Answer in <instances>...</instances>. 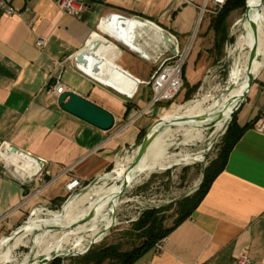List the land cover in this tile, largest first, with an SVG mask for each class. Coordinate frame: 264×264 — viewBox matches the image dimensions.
Wrapping results in <instances>:
<instances>
[{"label": "crops", "instance_id": "crops-1", "mask_svg": "<svg viewBox=\"0 0 264 264\" xmlns=\"http://www.w3.org/2000/svg\"><path fill=\"white\" fill-rule=\"evenodd\" d=\"M83 1L85 9L70 15L57 0H10L21 14L0 16V144L22 153H13L22 164L18 167L33 166L25 155L42 167L40 173L26 178L0 160V239L35 209L57 205L73 177L88 184L106 175L140 142L141 131L147 132L154 122L138 123V119L144 116L140 108L146 106L151 89L142 82L156 68V50L161 46L163 53L172 51L171 41L164 40L168 32L187 40L206 4V0ZM111 14L143 22L142 28L131 30V42L143 52L109 31L106 19ZM157 28L164 43H158ZM40 39L41 46L37 45ZM95 42L101 44L95 53L138 79L136 84L128 76L116 79L110 67H100L106 79L130 93L136 90L132 95L77 63L78 53L86 46L94 51ZM57 80L66 91L112 113L113 127L102 130L62 109L60 95L48 93L46 87ZM149 109L144 114H156ZM259 114L264 116V63L236 120L244 125ZM243 252L252 264H264V133L252 128L236 142L225 169L195 211L169 233L163 253L152 247L132 264H234Z\"/></svg>", "mask_w": 264, "mask_h": 264}, {"label": "rangeland", "instance_id": "rangeland-1", "mask_svg": "<svg viewBox=\"0 0 264 264\" xmlns=\"http://www.w3.org/2000/svg\"><path fill=\"white\" fill-rule=\"evenodd\" d=\"M210 10L213 11L214 8H211ZM211 11L205 13L198 33L193 36L192 44L188 45L187 40L182 42V39L180 38V48L185 50V74L187 80L190 85L199 83V87L191 99L185 100L184 97L187 88L184 85L178 96L171 102L170 105L168 102H161L151 106L149 109L150 113H156L153 116H150L151 114H144V112L149 108V101H147L146 106L140 108V111L144 116H141L138 119V123H142L144 121L152 123L160 117L165 116L163 119L166 125L174 117L176 111L185 108L184 104L186 107L190 105L192 100H200L199 111L207 110L214 103V101L217 102L221 100V97L228 93L227 87L230 88L231 86L228 82L231 67L236 66L239 69L240 74L244 72L245 65L244 63L242 64V61L244 60L245 50L240 49L243 45V41L250 37V35H248L251 31V25L249 24L250 20L245 22L244 20L241 21L243 13L241 10L232 12L229 17V40L225 43L222 58L216 60L215 52L210 51V49L214 46V34L208 29L210 19L216 10H214L215 12ZM196 25L197 21L195 22L194 29L196 28ZM163 50L164 49L161 46L158 47L156 50V57H159V55L163 53ZM242 67H244L243 70H241ZM233 87L235 88L236 86ZM148 95L149 97L151 96V89H149ZM167 120L169 121L166 122ZM164 126H162V128ZM199 128V137L197 135H193L195 129H193L190 133H185L184 131L175 132L171 137V140L168 141L170 145L168 146L166 152L167 156L178 155L179 157L186 153L197 154V152H200V154L204 155L203 159L189 164L179 163L170 167L157 169L148 175H144L140 181L129 186L124 194L122 195L121 193L122 196L120 195L121 202L115 210V224L113 226L111 225L112 227L110 226L111 228L105 232L102 239L93 244L91 249L107 247L110 245H118L121 251L131 249L134 245L138 244L139 241L133 234H129V232L132 229L134 221H136L145 210L150 208L166 207L172 202H177L176 199L180 200L192 194L197 189V185L202 181L205 167L217 156L222 142V137L226 132L224 129L217 131L215 124L201 126ZM138 146L139 143L129 149L128 153H124L122 157L134 154ZM4 154H6V152H4ZM132 159H134V156ZM116 165H114L113 168H115ZM112 169L109 172H111ZM111 181V179H104L94 186L95 188L100 187L98 189V193H100L102 187L113 183V181ZM94 186H91L78 196L74 195L71 197V195L67 193L59 206L47 205L44 208L40 207L36 209L32 215L28 214L21 225H25L26 221H30V223L28 227L25 228V232L19 235L26 237L16 249L11 250V252L7 255V257L9 256L10 258L15 259V261L6 262L5 259L3 262L0 261V264H23L25 259L28 257L31 261L30 264H34L37 259L40 261L44 257L48 256L41 254L39 251L42 247L46 246L45 244H49L54 241L55 238L51 232L54 231L60 221H57L55 224L46 225L41 228V230L30 234L32 231L40 228L39 219L47 218L50 211L61 210L66 202L68 205L85 193L88 194V198H90V200L96 199L98 195L94 193ZM163 215L165 217L163 222L164 226L169 227L173 225L177 216V206L173 205L163 211ZM48 227L52 228V230H49ZM74 228L76 227L70 229L72 230ZM43 231L49 234L45 235V237ZM89 234V232L80 234L85 240L84 244H86V248L84 250L82 249L83 251H78L73 248L75 239L74 237L71 238L69 244L65 245L67 250L66 252H63L66 255L62 257V264H87L81 260L80 257L84 255L82 253L85 252L89 246V243L87 242L90 240ZM36 235L43 239V242L45 239V242H47L42 243L41 246L37 245L35 242ZM100 236L101 235L99 234L98 238ZM51 237L54 239H51ZM98 238L96 240H98ZM27 240L29 241L27 242ZM14 241L15 237L7 243L12 244ZM56 252L62 253L61 251H55V253ZM52 254L55 255L53 252L50 255ZM103 264H116V262L110 259L106 260Z\"/></svg>", "mask_w": 264, "mask_h": 264}, {"label": "bare ground", "instance_id": "bare-ground-1", "mask_svg": "<svg viewBox=\"0 0 264 264\" xmlns=\"http://www.w3.org/2000/svg\"><path fill=\"white\" fill-rule=\"evenodd\" d=\"M246 4L248 5L249 10L244 19V22L250 20L249 24L250 25L254 24L256 27L257 52L251 67L248 68V64H247L248 55L255 41V37L251 28V31L248 34L250 35V37L247 40L243 41V45L240 49V50H245L244 60L242 59L243 60L242 64L244 63L245 68L242 67L241 69L243 70L244 68L245 69L244 72L240 74L239 69L236 66L231 65L233 67H231L228 82L229 85H233L236 87L235 88L232 86H230V88L227 87L228 93L223 97H221L222 98L221 100L217 102L214 101V103L207 110L199 111L200 100H192L190 105L177 112L170 121L167 120L166 122L168 121L169 122L163 128L160 129L159 134L151 143L150 147L148 148L147 152L143 156L140 163L132 171H130L127 174V176H125V170L133 161L131 155H126L120 158L117 161L116 172L107 175L105 179L108 180L111 179L113 181L111 185L102 187L100 193H98V189L100 187L98 188H95V186L93 187L94 193L98 195L96 199L90 200V198H88V194L85 193L84 195L78 197L77 199H75L74 202L68 205L66 202L62 210L50 211L48 213L49 216L47 218H40L39 219L40 228L32 231L30 234L41 230V228L45 227L46 225L55 224L57 221H60V223L56 226L59 227V229L55 228L54 231L51 232L53 233V236L55 238L54 239L53 237H51V239L53 238L54 241L50 242L49 244H45L46 246L42 247L39 251L41 252V254L48 255L49 257L50 254L55 251H61L62 253L66 252L67 247H65V245L69 244L72 237H74L75 239L73 243V248L78 251H81L82 249L84 250L86 248V245L83 248H81L85 241L83 236L80 235L81 233H85V232L90 233L89 234L90 240L87 241L88 243H90L96 240V238L103 229L109 228L111 225H113L114 219L112 217V213L115 212L117 206L121 202L120 195L122 193V182L124 178H127L129 182V186H131L132 184L140 181V179L144 175H148L157 169H161L163 167H170L174 164H179V163L189 164L195 161H201L203 159L204 155L200 154V152L199 153L197 152V154L186 153V154H182L180 157L178 155L167 156L166 150L170 145L168 141L171 140V137L174 135L175 132L184 131L185 133H190L192 132L193 129H195L193 135H197L199 137V131H200L199 127L209 126L211 124H215L217 131L221 129L225 130L228 122L231 120V113L233 111L237 99L247 90V80L249 74H251L254 77L261 68L262 64L264 63V0H247ZM143 26H144L143 22L139 23L132 20L129 30L127 31L126 29L120 30L119 27L116 25V23H114V21H109L107 23V27L109 28L112 34L119 36L122 40L124 38V40L128 44L132 45V47L139 50H141L140 46L134 45L133 44L134 42L133 43L131 42V30L135 27L142 28ZM159 31H160L159 28H157V40L158 43L161 44L164 42L161 40L162 37ZM86 49L88 51H91L88 49V46H86ZM141 52L143 51L141 50ZM96 55L104 59L97 53ZM103 65L110 67L111 72L117 74L116 79L122 80L126 76L120 70H118L116 66H114L111 62L107 61L106 59H104V63L98 66V70L96 73L93 72V65H90L88 67H84L83 65L81 66L84 70L88 71L92 75H96L97 77L102 79L106 84L115 87L116 89L120 90L125 94L132 95L136 91L135 90L133 93H130L128 91H125L124 89H122L114 82L110 81L109 79H106L103 76V70L100 73L101 71L100 67ZM135 152H137V150H135ZM6 154H4V151H2L3 156H6ZM16 160L17 158H14L13 162L16 165L21 166L22 164H19V162ZM91 211L93 212V216L90 220L76 226V228L72 230L70 229L71 226L77 224L81 219L86 217L88 213H90ZM48 229L52 230V228L50 227H48ZM43 234L45 236L48 235L49 233L43 231ZM25 237L26 236L23 235L15 237V241L12 244L9 243L0 244V261L3 262L6 259V262L8 261L14 262L15 259L10 258L9 256L7 257V255L11 252V250L16 249ZM102 237L103 235H101L98 238V240H96L95 242L101 240ZM28 241L29 240H27V242ZM35 242L37 243V245L40 246L42 243H44L43 239H41L38 235L35 236ZM30 263L31 261L29 260V257L26 258L25 261L23 262V264H30ZM39 263L40 261H38L37 259V261L34 264H39Z\"/></svg>", "mask_w": 264, "mask_h": 264}, {"label": "trees", "instance_id": "trees-1", "mask_svg": "<svg viewBox=\"0 0 264 264\" xmlns=\"http://www.w3.org/2000/svg\"><path fill=\"white\" fill-rule=\"evenodd\" d=\"M247 1V0H246ZM245 9V0H226L224 5L216 10L210 19L208 29L214 34V46L210 51L215 52L216 60L222 58L224 53V46L229 40V17L232 12L236 10ZM186 65L183 68L184 85L187 88L185 93V100L191 99L199 83L190 85L185 74ZM150 97L147 98V101ZM171 104V101L168 102ZM128 109L129 105L127 104ZM184 107L186 105L184 104ZM238 110V109H237ZM237 112V111H236ZM252 122L244 125H239L236 120V113L233 116L226 132L222 137V142L218 150L217 156L205 167L204 177L199 187L190 195L172 202L166 207L150 208L145 210L140 217L134 221L132 229L129 234H133L138 239V244L134 245L131 249L121 251L118 245H110L107 247H98L90 249L87 253L80 257L87 264H103L106 260L115 261L116 264H132L138 260L145 252L150 250L157 241L163 237H167L169 233L174 230L179 224L191 216L197 206L203 200L204 196L208 193L212 182L215 178L225 169L228 157L236 145V142L242 136L243 132L250 128ZM145 131H141L140 139L145 135ZM62 200L57 203L59 206ZM177 206V216L173 225L169 227L164 226L163 211L171 206ZM98 238V237H97ZM96 238V239H97ZM86 244L83 243V248ZM80 248V249H81ZM63 258L56 257L48 264H62Z\"/></svg>", "mask_w": 264, "mask_h": 264}, {"label": "built area", "instance_id": "built-area-1", "mask_svg": "<svg viewBox=\"0 0 264 264\" xmlns=\"http://www.w3.org/2000/svg\"><path fill=\"white\" fill-rule=\"evenodd\" d=\"M225 1L226 0H206V4L199 11L196 28L187 39L188 45L193 43V36L198 33L205 13L211 11L209 8H207V5L211 3L214 10H218L224 5ZM57 4L65 13L70 15H75L84 10L86 7V4L83 0H57ZM214 10L211 12H215ZM20 14L21 13L12 5L10 0H0V16ZM115 16L123 15L111 14L110 21H114L115 23V19H113ZM129 18L131 20H136L131 17ZM167 36L169 37V41H171L172 43V51L170 52L167 49L164 53H161L159 57L155 58V70L153 71L149 80L142 82L150 86L151 88V96L148 107H151L161 102H172L178 96L184 86L183 68L185 65V50L180 48V40L176 35L172 34L171 32H168ZM43 42L44 41L40 39L37 42V45L41 46L43 45ZM46 87L48 93L50 94L61 95L66 91V87L60 80H57L54 85L48 83ZM250 128L254 129L257 132L264 133V116L259 114L257 118L252 121ZM2 151H5L7 153L6 156L2 155ZM128 152L129 150L126 151V153ZM25 156L31 159V162L33 164V166H31L29 170L22 169L13 162L12 147L7 145V143L0 144V160L6 164L12 165L15 169L20 170L26 178H32L34 175L40 173L42 167L37 160L27 155ZM107 175L108 174H106V176ZM86 186L87 184L84 181H82L78 177H73L67 183L66 189L68 193L72 196L84 189ZM166 242L167 237H163L155 243L153 248L157 254L161 255L163 253ZM234 264H252V262L248 257L247 253L243 252L236 256Z\"/></svg>", "mask_w": 264, "mask_h": 264}, {"label": "water", "instance_id": "water-1", "mask_svg": "<svg viewBox=\"0 0 264 264\" xmlns=\"http://www.w3.org/2000/svg\"><path fill=\"white\" fill-rule=\"evenodd\" d=\"M248 10H249V8H248V5L246 4V0H245V9H244V11L242 13L241 21H243L245 19L246 15L248 13ZM110 17H111V15L106 19L107 23L110 21ZM113 19H115V23L119 27L120 30L121 29H126L127 31L129 30V27H130V24H131V21H132L129 17H126V16H115ZM134 21L139 22V23L141 22V21H137V20H134ZM251 28H252V31H253V34H254V37H255V41H254L253 46L251 47L249 55H248V62H247L248 68L251 67L252 62L255 59L256 52H257V30H256V27H255L254 24H251ZM123 40H124V38H123ZM164 40H165L166 43H168L169 42V37L168 36H164ZM100 45L101 44L99 42H95L94 43V49H93L94 51H88L86 48L83 49L82 51H80V53H78V55L76 56L77 63L80 64V65H83L84 67H88L90 65H93V72L96 73L97 70H98V66L100 64L104 63V59L100 58L95 53L97 51V49L100 47ZM139 51H141V50H139ZM116 68L118 70H120L124 75L128 76L129 78H131L132 80H134L136 82H139L138 79L134 78L128 72L120 69L119 67H116ZM254 77L251 74H249L248 80H247V90L237 99V101H236V103L234 105L233 111L231 113V120L233 119V116L236 113L237 109L240 107L242 102L245 100L246 95H247V93H248V91H249V89H250V87H251V85L253 83ZM231 86L233 87V85H231ZM58 104L62 107V109H64L68 113H70V114H72V115H74V116H76V117H78V118H80V119H82V120L94 125L95 127L100 128L102 130H109L114 125L115 119H114V116L112 115V113H110L106 109L100 107L99 105L93 103L92 101L88 100L87 98L78 95L77 93H75L73 91H65L64 93H62L58 97ZM231 120L228 122L225 131L227 130ZM164 125H165V123H164L163 117H160L159 119L155 120L152 123V125L149 127V129L147 130L145 135L140 139L136 155L134 156V159H133L132 163L125 170V176H127V174L130 171H132L140 163V161L142 160L143 156L145 155V153L147 152L148 148L150 147L151 143L154 141L156 136L159 134L160 129ZM12 152L13 153L22 154L15 147H12ZM115 172H116V167L113 168L112 171L108 172L107 174H113ZM106 177L107 176L104 175V176L97 177L96 179L90 181L87 184V186L84 189H82L81 191L77 192L75 194V196H78V195L82 194V192H84L85 190H87L91 186H94L95 184H97L101 180H104ZM203 177H204V174H203ZM201 182L199 183V185L201 184ZM128 187H129V182H128L127 178H124L123 182H122V195L124 194V192L126 191V189ZM73 196L74 195H72L71 197H73ZM177 200H179V199H177ZM62 209H63V207H62ZM92 216H93V212L91 211L90 213H88V215L86 217L81 219L77 224L71 226L70 228L76 227V226H78V225L90 220L92 218ZM112 217L114 219V224H115V221H116L115 212L112 213ZM29 223H30V221H26L25 225L19 226L14 231L10 232L5 237L1 238L0 239V244H6L13 237L19 236L21 233L25 232V228L29 225ZM111 227L103 229L101 231L100 235H104L105 232L107 230H109ZM55 228L59 229V227H55ZM95 243H96L95 240L90 242L87 250L85 252H83L82 254L87 253L93 247V244H95ZM53 253L55 255L52 254L49 257L48 256L44 257L43 259L40 260L39 264H48L53 259H55L56 257H64L66 255L64 253H58V252H56V253L53 252Z\"/></svg>", "mask_w": 264, "mask_h": 264}]
</instances>
